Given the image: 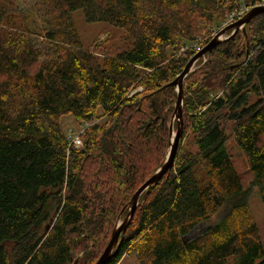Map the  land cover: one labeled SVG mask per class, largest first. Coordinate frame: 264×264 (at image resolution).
Segmentation results:
<instances>
[{
    "label": "trees",
    "instance_id": "trees-1",
    "mask_svg": "<svg viewBox=\"0 0 264 264\" xmlns=\"http://www.w3.org/2000/svg\"><path fill=\"white\" fill-rule=\"evenodd\" d=\"M42 3L39 26L17 0H0V264H72L78 245L100 250L132 196L167 160L178 94L169 84L194 54L189 44L236 7V0ZM78 9L87 22L124 29L132 49L117 56L101 43L85 49L73 23ZM249 23L238 35L243 47L237 35L228 38L187 75L178 143L186 142L172 168L141 194L105 264L126 257L264 264V243L226 146L231 123L264 204V13ZM68 114L91 123L79 148L60 122ZM219 211L215 223L189 237Z\"/></svg>",
    "mask_w": 264,
    "mask_h": 264
},
{
    "label": "rangeland",
    "instance_id": "rangeland-1",
    "mask_svg": "<svg viewBox=\"0 0 264 264\" xmlns=\"http://www.w3.org/2000/svg\"><path fill=\"white\" fill-rule=\"evenodd\" d=\"M17 1H18L19 6L25 12L33 11L35 15L39 17V21L37 22V25L41 26L43 24V20H44L43 17H44L45 9H44V6L42 5L43 4L42 0H17ZM236 1L238 5L242 4V0H236ZM245 2H248V0H245ZM239 7L240 6H238L237 8ZM258 7H261V8L264 7V0L254 1L252 5L249 3L247 6L244 7L245 9L243 8L239 12H236L233 14L230 13L232 10H225L226 12L225 16L222 17V19L218 21V23H215L214 26H211L210 28H208V30H206L201 36H199V38L201 39L197 38L195 39L194 42H192L194 43L192 44V48H193L192 51H194V54L192 55V57H194L200 50H202L205 47L203 46V43L205 42L206 39H211V41L215 39L225 41L227 40L226 38L235 37L237 35L239 47H243V41H244L243 37L238 36V35H240L243 32H246L247 29L249 31L248 24L250 23L247 22L246 25H244L245 23H240L238 25V28L234 25L237 22L244 20L253 9L258 8ZM83 15L84 13H83V10L81 9L74 11L72 14L73 23L76 27V30L79 34L82 45L85 49H94L96 44L101 43V48L107 51V54H109L110 56H117L119 53L121 54L123 52L129 51L132 49V39L124 29L115 27L107 22H87ZM227 27H231V28L223 32V30H225ZM183 56H185V54ZM206 59H207L206 55L198 58V60L195 61L196 63L194 62L195 65H193V68L191 69L190 73L193 70H196L198 67H200L202 63L206 61ZM185 79L183 82L184 87L186 85V84L184 85ZM174 88H175V91L178 93L177 87H174ZM137 91H139V88L136 90L134 89L131 92H137ZM219 94H221V92H218V95ZM177 99H178V94H177ZM183 100H184V93H183ZM176 103H177V100H176ZM98 113L99 115L102 114L101 116H103V113L101 110H99ZM175 115L176 114L174 113V115L171 117V120H170L173 123V125H174V122L177 121V118L175 117ZM182 116H183V109H182ZM98 120H99L98 121L99 123L104 124L106 118H101ZM60 122L66 134H68V132L70 131L78 133L84 129L83 122L80 123L79 121H76V118L72 114L62 116ZM171 122L169 123V125L171 124ZM231 127H232V124L227 123L226 134L228 136V141H227L226 146L233 160L234 167L240 176L244 190L248 195L249 206H250L252 215L254 217L253 219H255V222L258 226V232H259L260 238L262 242L264 243V204L262 202L260 193L258 192V188L253 184V174L250 169L248 158L244 154L242 149L239 148L237 142L235 141V136H234V133ZM182 129H183V117H182ZM184 142H186L185 137L183 141L181 142L182 144L179 145L178 152L180 151V148L183 147V145L185 144ZM82 144H84L83 140H82ZM193 150H195V148H193ZM220 213L221 211L211 216L210 219L206 221L205 223H203L202 225H199L198 228H196L191 234H189L190 235L189 237L196 236L198 233H201L211 224L215 223L219 219L221 215ZM124 219L125 218L121 216L116 220V223L114 224L117 226L118 223H121ZM111 233L112 232L109 231L107 238L102 240L104 244L102 245L100 250L97 248L96 250L94 249L92 252H90L89 250H91L92 248L87 247L85 248L86 252H84V250L80 249L84 246V244L78 245L74 249L73 260L74 261L79 260L78 264H95L97 260L100 258V256L102 255V252H104L103 250L106 248L107 244L109 243L112 237ZM89 244L91 246L92 244L91 241H89ZM119 264H139V263L135 257H126Z\"/></svg>",
    "mask_w": 264,
    "mask_h": 264
},
{
    "label": "water",
    "instance_id": "water-1",
    "mask_svg": "<svg viewBox=\"0 0 264 264\" xmlns=\"http://www.w3.org/2000/svg\"><path fill=\"white\" fill-rule=\"evenodd\" d=\"M261 13H264V7L255 8L249 13V15L244 20L237 22L234 26L238 28V25L240 23H245L244 25H246L247 22H250L256 15L261 14ZM231 27H227L225 30H223V32L229 30V28ZM222 41L223 40H218V39L210 41L209 44H207L202 50H200L194 57H192L188 61L183 71L178 75V77H176V79H174V81H172L169 84V86H174V87H177L178 89L177 90L178 99L176 103V115H175L178 121V126H177L176 131H174L173 123L171 122L170 124L171 140H170V147H169L167 160L164 163V165L161 168H159L145 183H143V185L140 186V188L132 196L130 202L127 205L129 206V211H128L127 216L121 223H118V225L114 228V231L112 233V237L109 243L107 244L106 248L103 250L104 252H102V255L100 256V258L97 260L95 264H105L110 260V258L114 254V249L121 243L124 233L127 227L129 226V223H131L133 220L134 213H135L136 208L138 207V202H139V198L141 194L144 191L149 190L152 185L158 183L161 180V178L166 174L168 169L172 168L175 162V159H176L178 149H179L178 142H180V138L182 137V131H183L181 130L182 129V117L181 116H182V106H183L182 103H183V93H184L183 91L184 90V86H183L184 79L190 73L191 69L193 68L194 62L198 60V58L206 55L209 50L219 45ZM77 261L78 260H75L73 264H77Z\"/></svg>",
    "mask_w": 264,
    "mask_h": 264
},
{
    "label": "built area",
    "instance_id": "built-area-1",
    "mask_svg": "<svg viewBox=\"0 0 264 264\" xmlns=\"http://www.w3.org/2000/svg\"><path fill=\"white\" fill-rule=\"evenodd\" d=\"M238 5V4H237ZM248 5V2H245V0H242V4H240V5H238V6H240L239 8H237L238 6H236L235 7V9L234 10H232L230 13L231 14H233V13H236V12H239L241 9H243L245 6H247ZM245 9V8H244ZM229 13V14H230ZM199 39H201V38H199ZM198 39V40H199ZM207 40V39H206ZM205 40V41H206ZM200 43V42H199ZM205 43V42H204ZM204 43H203V45H204ZM192 44H194V43H191V44H189L191 47H192ZM184 46V47H182L181 48V51H180V53L181 52H184V54H185V52H186V49H190V46ZM91 125V123L90 122H87V121H84L83 122V128L86 130V128L87 127H89ZM81 130V132H78V133H75V132H68V134H67V138H68V140H69V144H70V146H72V147H77V148H79V147H81L83 144H82V135L83 134H85V130Z\"/></svg>",
    "mask_w": 264,
    "mask_h": 264
},
{
    "label": "crops",
    "instance_id": "crops-1",
    "mask_svg": "<svg viewBox=\"0 0 264 264\" xmlns=\"http://www.w3.org/2000/svg\"><path fill=\"white\" fill-rule=\"evenodd\" d=\"M236 6H237V1H236ZM194 42V41H193ZM192 43V42H191Z\"/></svg>",
    "mask_w": 264,
    "mask_h": 264
},
{
    "label": "bare ground",
    "instance_id": "bare-ground-1",
    "mask_svg": "<svg viewBox=\"0 0 264 264\" xmlns=\"http://www.w3.org/2000/svg\"><path fill=\"white\" fill-rule=\"evenodd\" d=\"M196 63V62H195ZM195 65V64H194ZM126 209V208H125ZM137 209V208H136ZM124 211V210H123ZM127 230V229H126Z\"/></svg>",
    "mask_w": 264,
    "mask_h": 264
}]
</instances>
